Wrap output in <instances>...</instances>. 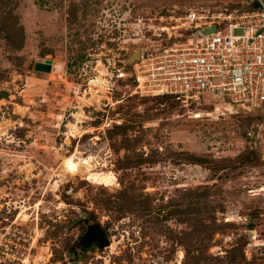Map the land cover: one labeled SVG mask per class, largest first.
<instances>
[{
  "label": "rangeland",
  "instance_id": "1",
  "mask_svg": "<svg viewBox=\"0 0 264 264\" xmlns=\"http://www.w3.org/2000/svg\"><path fill=\"white\" fill-rule=\"evenodd\" d=\"M238 4L0 0V264H264V108L143 96L129 61Z\"/></svg>",
  "mask_w": 264,
  "mask_h": 264
},
{
  "label": "built area",
  "instance_id": "2",
  "mask_svg": "<svg viewBox=\"0 0 264 264\" xmlns=\"http://www.w3.org/2000/svg\"><path fill=\"white\" fill-rule=\"evenodd\" d=\"M232 1L239 7L219 13L188 8L182 18L193 38L140 53L132 65L134 92L183 102L211 93L231 108H264V0Z\"/></svg>",
  "mask_w": 264,
  "mask_h": 264
},
{
  "label": "water",
  "instance_id": "3",
  "mask_svg": "<svg viewBox=\"0 0 264 264\" xmlns=\"http://www.w3.org/2000/svg\"><path fill=\"white\" fill-rule=\"evenodd\" d=\"M257 2L255 3V7H257ZM138 60L139 55L133 54L131 55L129 61ZM3 95V92H0V97ZM108 243V237L106 236L102 227L96 222H89L85 225V231L80 236L79 240L76 242L75 247L79 248V250L84 251L90 246H104Z\"/></svg>",
  "mask_w": 264,
  "mask_h": 264
},
{
  "label": "bare ground",
  "instance_id": "4",
  "mask_svg": "<svg viewBox=\"0 0 264 264\" xmlns=\"http://www.w3.org/2000/svg\"><path fill=\"white\" fill-rule=\"evenodd\" d=\"M80 163L86 165V168H88V164H89V161H88V160H86V159H82V160H80ZM72 167H73V166H72ZM70 168H71V167H70ZM72 169L75 170L76 167H73Z\"/></svg>",
  "mask_w": 264,
  "mask_h": 264
},
{
  "label": "trees",
  "instance_id": "5",
  "mask_svg": "<svg viewBox=\"0 0 264 264\" xmlns=\"http://www.w3.org/2000/svg\"><path fill=\"white\" fill-rule=\"evenodd\" d=\"M36 68H37V69H42V68H44V66L37 65ZM170 97H172V96H170Z\"/></svg>",
  "mask_w": 264,
  "mask_h": 264
}]
</instances>
